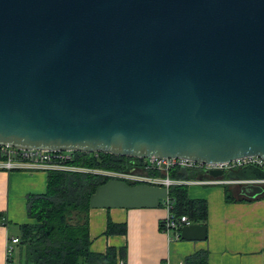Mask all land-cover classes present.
<instances>
[{
	"label": "water",
	"instance_id": "obj_1",
	"mask_svg": "<svg viewBox=\"0 0 264 264\" xmlns=\"http://www.w3.org/2000/svg\"><path fill=\"white\" fill-rule=\"evenodd\" d=\"M0 146L264 162V0H0Z\"/></svg>",
	"mask_w": 264,
	"mask_h": 264
},
{
	"label": "crops",
	"instance_id": "obj_2",
	"mask_svg": "<svg viewBox=\"0 0 264 264\" xmlns=\"http://www.w3.org/2000/svg\"><path fill=\"white\" fill-rule=\"evenodd\" d=\"M46 176L45 169L8 170L0 163V264H9L7 247L14 249L10 241L17 239L18 227L31 223L27 197L46 192ZM241 184L212 177L185 182L188 197L204 200L208 212L206 240L187 241L160 230L168 214L163 205L168 190L161 181L112 178L90 198V250L101 255L115 250L116 264H184L201 250L208 252L207 264H264V196H244ZM225 186L231 196L246 200L226 201ZM108 223L125 225V234H107Z\"/></svg>",
	"mask_w": 264,
	"mask_h": 264
},
{
	"label": "trees",
	"instance_id": "obj_3",
	"mask_svg": "<svg viewBox=\"0 0 264 264\" xmlns=\"http://www.w3.org/2000/svg\"><path fill=\"white\" fill-rule=\"evenodd\" d=\"M72 154L73 160L65 164L74 167L76 171L47 169L46 192L27 197L25 206L31 223L18 227V242L14 244L8 257L9 264L14 261V253L18 257L17 264H116L115 250L108 249L105 255L95 254L90 250V198L98 187L112 179L103 173L128 172L132 168L143 171V160L105 153ZM0 161H3V157H0ZM253 168L264 173L259 168ZM145 172L147 177L155 179L166 176L156 170ZM167 177L175 182L167 187V197L171 201L170 212L174 218L185 215L188 224L206 226L207 203L204 200L190 199L185 182L210 177L207 172L199 168L174 167L169 170ZM261 186V195L264 196V184ZM224 190L228 202L246 200L231 196L227 186ZM181 228L177 231L179 237ZM162 229L160 224V230ZM106 233L125 234V225L108 223ZM120 254L123 256L124 251L121 250ZM207 258L206 250L196 251L185 258L184 264H207Z\"/></svg>",
	"mask_w": 264,
	"mask_h": 264
},
{
	"label": "built area",
	"instance_id": "obj_4",
	"mask_svg": "<svg viewBox=\"0 0 264 264\" xmlns=\"http://www.w3.org/2000/svg\"><path fill=\"white\" fill-rule=\"evenodd\" d=\"M73 152H49V151H40V150H18L10 147L0 146V157H3V161H0L2 167L10 169H57L64 171H76L74 167L68 166L65 164L67 161L73 160ZM246 166H253L264 171V162L257 157H246L232 161L231 163L220 165V166H202L195 164L189 161L180 160V159H163L159 157H151L143 159V171H138V168H132L128 172L120 173H110L105 172L104 175H108L112 178H119L124 180H130L134 182L146 181L149 183H155L161 181L166 187L173 184V182L167 177L169 170L174 167L185 168H199L203 169L205 172L208 170H223V172H229L235 169L243 168ZM145 170H156L164 173L166 176L162 180H156L155 178L147 177ZM254 184L262 185L264 180L254 181ZM164 207L166 208L168 214L166 218L161 222L163 227L162 231L166 234L175 232V238L179 239L178 229L188 225L187 217L180 216L178 219H175L171 214V201L167 197L163 202ZM18 242V239H12L10 241L11 245H14ZM8 248V254L10 256L12 247ZM118 264H124L122 261H119Z\"/></svg>",
	"mask_w": 264,
	"mask_h": 264
},
{
	"label": "rangeland",
	"instance_id": "obj_5",
	"mask_svg": "<svg viewBox=\"0 0 264 264\" xmlns=\"http://www.w3.org/2000/svg\"><path fill=\"white\" fill-rule=\"evenodd\" d=\"M230 174L233 176V177H236L238 176V174H240L241 176H244V174H241V171H231ZM13 257H14V261L12 264H17L18 262V257L15 255V253L13 254Z\"/></svg>",
	"mask_w": 264,
	"mask_h": 264
}]
</instances>
